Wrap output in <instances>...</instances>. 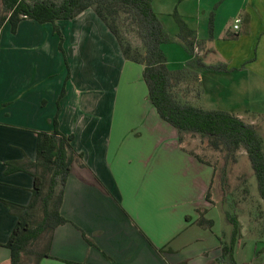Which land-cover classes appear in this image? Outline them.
<instances>
[{
	"label": "crops",
	"instance_id": "1",
	"mask_svg": "<svg viewBox=\"0 0 264 264\" xmlns=\"http://www.w3.org/2000/svg\"><path fill=\"white\" fill-rule=\"evenodd\" d=\"M216 1L203 5V0H154L153 6L172 36L180 31L171 21L177 6L197 40L205 43L196 51L201 49L197 53L206 64L223 60L220 63L228 66V72H202L199 106L229 111L263 130L257 122L264 117L262 74L249 71L248 108L220 107L227 90L222 80L235 82L240 64L231 61L241 55L209 49L215 35L213 40L200 36L202 20L207 22ZM238 12L246 14V35H256L264 44V0H242ZM57 26L62 42L51 23L26 19L15 34L9 22L0 30V264L11 262L6 243L18 220L3 201L28 205L35 185L27 172L7 173L8 163L35 161L37 133H51L55 121L63 135L74 137L72 145L83 159L75 162L65 188L61 211L69 223L56 229L52 258L40 264L216 262L232 230L223 228L216 206L229 197L223 193L219 202L213 195L207 199L210 186L213 190V167L181 148L177 129L160 117L149 99L143 66L124 58L93 9ZM236 87L234 93L239 92ZM199 210L214 221L212 229L198 224ZM250 212L235 258L238 264H264V213L253 218Z\"/></svg>",
	"mask_w": 264,
	"mask_h": 264
},
{
	"label": "trees",
	"instance_id": "2",
	"mask_svg": "<svg viewBox=\"0 0 264 264\" xmlns=\"http://www.w3.org/2000/svg\"><path fill=\"white\" fill-rule=\"evenodd\" d=\"M154 0H0V30L9 22L12 32L17 33L19 24L26 19L40 24L51 23L55 32L63 36L58 21L72 20L88 9H93L115 36L127 61L143 66V78L148 87L149 99L160 117L177 129L181 148L201 163L209 165L186 143L199 138L201 144L221 154L225 167L235 164L244 150L258 182L259 195L264 203V137L258 126L246 122L225 110L205 109L194 104L191 96H199L201 74L204 71L228 72L225 63L207 65L205 57L197 54V48H205L203 41L190 29L176 9L173 16L179 26L176 36L170 35L160 16L155 12ZM213 21V20H212ZM213 40V23L210 26ZM135 33L139 44L130 38ZM179 42L187 51L190 60L179 70H171L163 45ZM37 156L35 161L8 163L7 173L27 172L34 177L33 196L28 205L3 201L17 224L6 247L11 251L10 264H35L52 258L51 248L55 231L69 223L62 214L65 188L75 162L83 157L73 147L72 135L66 136L55 129L51 133H37ZM227 169V168H226ZM223 187L226 185L223 182ZM211 201V186L207 194ZM198 224L212 229L214 221L199 210ZM232 225L231 240L223 243L221 264H238L235 246L241 234V223L234 214H228ZM86 237V236H85ZM86 240L93 244L86 237ZM211 263V264H215Z\"/></svg>",
	"mask_w": 264,
	"mask_h": 264
},
{
	"label": "rangeland",
	"instance_id": "3",
	"mask_svg": "<svg viewBox=\"0 0 264 264\" xmlns=\"http://www.w3.org/2000/svg\"><path fill=\"white\" fill-rule=\"evenodd\" d=\"M211 2L212 0H203L202 4L207 5V3L211 4ZM214 3L217 4L213 11L209 14L207 22L206 20L204 21V19L202 20L200 36L202 39L210 38V26L211 23L215 24L214 18L217 15L216 31L213 33V37L215 35L216 42H214L215 45L213 46L210 44H207V46L209 49H212L213 47V49L216 50L217 48L221 51V53L223 52L222 54L237 55L238 53L241 55L240 60L231 61L240 64L239 70L241 74L235 77V82L231 81V78H223L222 80L221 84L223 88H227L228 91L226 90V93L221 95L220 107L227 110L242 111L248 108L251 104L248 85L249 71L260 75L262 74L261 79H264V44L262 43L260 45L259 38L256 35L253 38L250 37V35H246V32L249 29L247 26L248 22L245 21L246 14L245 12H238V8L242 4V0H218ZM203 5L202 7H204ZM176 9L177 6L175 10ZM256 15H258V13H256ZM236 16H239V18L243 19V22L240 19L242 23L240 22L237 24V29L234 28V24H236ZM172 19L173 20L171 21L175 23V18L173 17ZM130 38L135 45L139 44V39L135 33H130ZM164 47L168 57L169 68L171 70H179L184 68L185 62L189 58L185 48L179 42L170 43ZM199 51L201 52V49ZM199 51L197 50L196 52L200 53ZM213 61L214 60H212L210 57L209 62ZM222 61L223 60L216 61V64L218 65ZM234 85L237 86L236 88H239V92L234 93ZM260 94L262 97H264L263 90L260 92ZM198 97L192 96L191 101L199 106L200 99ZM257 122L258 125L263 126V130L259 128L258 130L259 133L264 137V117L257 119ZM186 147L190 150L192 149L196 151V153L203 157L204 160L209 162V165L213 167L214 181L212 187L213 190L211 192V195L214 197L213 200L215 202H219V198L223 193L229 197L226 203L219 202L216 204V206H218L217 209L219 214L222 218L223 228L232 230V225L228 220V214L230 213L236 215L240 220L242 226L241 230L245 228L250 222L248 214L249 209L253 212H250L251 215L255 213L253 218H256L262 212L264 213V203L259 195L258 182L252 170L248 156L244 150L240 152L237 163L230 164L228 167H225V160L223 156L213 150L208 149L206 144H201V140L199 138L188 141L186 143ZM223 182L226 185L225 188L223 187ZM249 205L250 208L248 209ZM31 258V264H35V256L33 255Z\"/></svg>",
	"mask_w": 264,
	"mask_h": 264
},
{
	"label": "built area",
	"instance_id": "4",
	"mask_svg": "<svg viewBox=\"0 0 264 264\" xmlns=\"http://www.w3.org/2000/svg\"><path fill=\"white\" fill-rule=\"evenodd\" d=\"M240 22H241L240 19L236 20V24H239ZM235 28L237 29L238 28V25H236Z\"/></svg>",
	"mask_w": 264,
	"mask_h": 264
}]
</instances>
